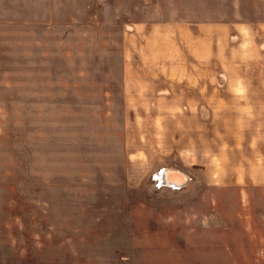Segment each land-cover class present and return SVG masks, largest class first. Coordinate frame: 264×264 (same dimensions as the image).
I'll return each mask as SVG.
<instances>
[{
  "label": "rangeland",
  "instance_id": "rangeland-1",
  "mask_svg": "<svg viewBox=\"0 0 264 264\" xmlns=\"http://www.w3.org/2000/svg\"><path fill=\"white\" fill-rule=\"evenodd\" d=\"M190 8L189 0H0V264H191L203 245L194 236L206 233L202 256L220 259L228 194L184 166L189 153L183 163L178 154L160 161L137 189L126 182L132 141L186 125L141 108L148 99L136 87L138 112H127L126 34L136 23L188 21ZM161 165L183 166L192 182L161 187Z\"/></svg>",
  "mask_w": 264,
  "mask_h": 264
},
{
  "label": "crops",
  "instance_id": "crops-1",
  "mask_svg": "<svg viewBox=\"0 0 264 264\" xmlns=\"http://www.w3.org/2000/svg\"><path fill=\"white\" fill-rule=\"evenodd\" d=\"M189 2L188 21L136 23L126 34L127 112H138L136 95L130 92L136 87L148 99L141 108L151 113L161 109L186 123L166 133L161 129L152 143H142L144 135L135 139L137 144L132 141L126 182L137 189L160 161L178 154L183 163L181 156L189 153L183 156L184 166L203 172L206 189L228 194L219 204L220 259L202 256L211 238L200 234L194 238L203 245H195L191 264H264V0ZM214 114L222 123L216 135L220 169L213 168ZM176 132L187 143L177 144ZM177 145L189 149L178 150ZM168 168L190 177L183 166L161 165L158 174Z\"/></svg>",
  "mask_w": 264,
  "mask_h": 264
},
{
  "label": "water",
  "instance_id": "water-1",
  "mask_svg": "<svg viewBox=\"0 0 264 264\" xmlns=\"http://www.w3.org/2000/svg\"><path fill=\"white\" fill-rule=\"evenodd\" d=\"M171 174L180 176V181H177V179L173 180ZM157 176L159 184L162 187L183 189L190 183V177L188 175L174 169H163Z\"/></svg>",
  "mask_w": 264,
  "mask_h": 264
},
{
  "label": "bare ground",
  "instance_id": "bare-ground-1",
  "mask_svg": "<svg viewBox=\"0 0 264 264\" xmlns=\"http://www.w3.org/2000/svg\"><path fill=\"white\" fill-rule=\"evenodd\" d=\"M171 176H172V179H173V180H174V179H177V181H180V176L173 175V174H171Z\"/></svg>",
  "mask_w": 264,
  "mask_h": 264
},
{
  "label": "built area",
  "instance_id": "built-area-1",
  "mask_svg": "<svg viewBox=\"0 0 264 264\" xmlns=\"http://www.w3.org/2000/svg\"><path fill=\"white\" fill-rule=\"evenodd\" d=\"M155 178L158 180V176H156ZM158 183H159V181H158ZM159 185H160V184H159ZM160 186H161V185H160ZM161 187H162V186H161Z\"/></svg>",
  "mask_w": 264,
  "mask_h": 264
}]
</instances>
